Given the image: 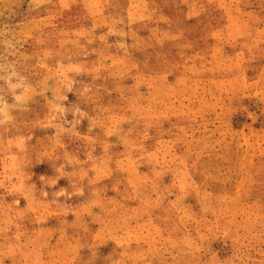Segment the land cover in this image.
I'll list each match as a JSON object with an SVG mask.
<instances>
[{"label":"rangeland","instance_id":"obj_1","mask_svg":"<svg viewBox=\"0 0 264 264\" xmlns=\"http://www.w3.org/2000/svg\"><path fill=\"white\" fill-rule=\"evenodd\" d=\"M0 264H264V0H0Z\"/></svg>","mask_w":264,"mask_h":264}]
</instances>
